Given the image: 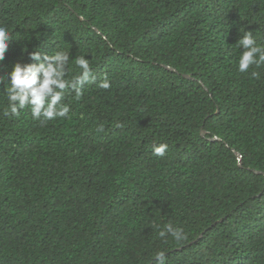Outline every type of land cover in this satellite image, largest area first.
Returning a JSON list of instances; mask_svg holds the SVG:
<instances>
[{"label":"trees","instance_id":"16d2710c","mask_svg":"<svg viewBox=\"0 0 264 264\" xmlns=\"http://www.w3.org/2000/svg\"><path fill=\"white\" fill-rule=\"evenodd\" d=\"M0 25V75L67 50L95 77L47 121L0 83V264H264V65L236 43L264 46V0H0Z\"/></svg>","mask_w":264,"mask_h":264},{"label":"clouds","instance_id":"9594fccd","mask_svg":"<svg viewBox=\"0 0 264 264\" xmlns=\"http://www.w3.org/2000/svg\"><path fill=\"white\" fill-rule=\"evenodd\" d=\"M11 41H13L12 34L7 26L0 25V61L4 60ZM236 43L243 49L238 60V70L241 73L247 72L253 65L256 68L264 65V46L257 43L250 31H245ZM28 55L33 62H17L10 72L0 75V83L6 82L4 92L8 101L2 115L19 117L21 110L29 108L35 119L47 121L67 117L70 108L67 104H61L65 98V90H73L75 97L79 99L83 94L84 86L95 80L89 59L84 55L76 57L74 63L79 73L69 79L66 78L70 61L69 51L56 50L42 57L39 50H33ZM259 75L257 71L251 73L254 78H259ZM110 86L107 79L99 84L103 89H108ZM167 148V144L161 143L153 148V153L163 156ZM167 235L177 240L183 238L182 229L173 227L171 223L166 224L159 231L161 238ZM156 259L159 264H165L163 252L158 253Z\"/></svg>","mask_w":264,"mask_h":264}]
</instances>
